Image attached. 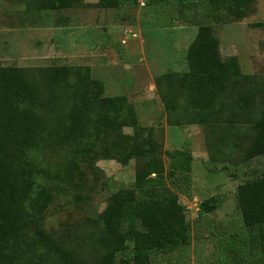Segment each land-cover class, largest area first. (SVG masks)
Listing matches in <instances>:
<instances>
[{
    "label": "rangeland",
    "instance_id": "obj_1",
    "mask_svg": "<svg viewBox=\"0 0 264 264\" xmlns=\"http://www.w3.org/2000/svg\"><path fill=\"white\" fill-rule=\"evenodd\" d=\"M46 5V6H45ZM228 19L215 22L214 17ZM211 24L223 59L234 56L215 105L200 111L184 96L181 75L198 28ZM67 66V82L49 81L53 66ZM19 66L45 100L43 142L24 161L34 166L28 200L34 222L21 235L12 264H59L34 241L39 226L84 264L106 254H131L129 240L103 231L101 212L112 195L161 173L178 196L190 236L151 260L174 264H264L259 228L244 225L238 184L259 176L264 155L247 158L264 111V0L217 12L199 0H166L141 7L135 0H0V67ZM85 74L101 82L103 96L125 95L136 127L124 118L95 138L66 141L60 133L75 84ZM191 155V169L170 173L168 151ZM43 190L50 195L44 201ZM213 196L217 208L200 213Z\"/></svg>",
    "mask_w": 264,
    "mask_h": 264
},
{
    "label": "trees",
    "instance_id": "obj_2",
    "mask_svg": "<svg viewBox=\"0 0 264 264\" xmlns=\"http://www.w3.org/2000/svg\"><path fill=\"white\" fill-rule=\"evenodd\" d=\"M162 1L166 0H148L147 4ZM199 1L217 12L232 4L240 9L251 0ZM214 21L228 22V19L215 16ZM219 45L211 24L201 25L188 45V68L180 81L186 100L196 110L213 107L227 86L230 74L239 71L234 56L221 57ZM69 76L67 66H53L49 81L59 84L67 82ZM102 89V83L91 80L88 74L75 84L71 90L72 105L66 116V126L60 133L61 140L69 141L90 131L98 139L106 129L125 122L124 118L125 123L136 127L135 109L126 96H103ZM44 105L45 100L23 67H0V264L13 263L21 235L35 220L28 209L35 185V170L24 161V156L48 135L41 115ZM256 127V139L247 158L264 155V111ZM167 154L171 160L170 173L191 169L189 153L175 150ZM43 193L45 198L40 210L50 199L47 191L43 190ZM236 201L244 225L259 228L260 244L264 248V170L259 176L238 184ZM216 208L217 201L213 196L199 204L200 213H209ZM100 219L107 235L131 241L132 248L127 257L115 260L112 254H106L97 264H174L153 262L151 258L154 253L172 251L190 236L184 208L161 173L140 178L132 188L114 193ZM34 242L50 250L59 264H84L73 250L61 246L41 226Z\"/></svg>",
    "mask_w": 264,
    "mask_h": 264
},
{
    "label": "built area",
    "instance_id": "obj_3",
    "mask_svg": "<svg viewBox=\"0 0 264 264\" xmlns=\"http://www.w3.org/2000/svg\"><path fill=\"white\" fill-rule=\"evenodd\" d=\"M137 2L138 5H140L141 7L146 6L148 0H135Z\"/></svg>",
    "mask_w": 264,
    "mask_h": 264
}]
</instances>
